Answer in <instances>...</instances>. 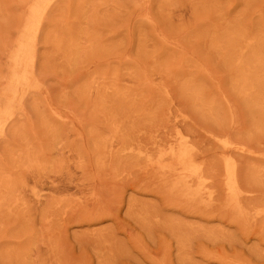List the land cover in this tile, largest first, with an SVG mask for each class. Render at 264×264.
<instances>
[{
  "label": "rangeland",
  "instance_id": "obj_1",
  "mask_svg": "<svg viewBox=\"0 0 264 264\" xmlns=\"http://www.w3.org/2000/svg\"><path fill=\"white\" fill-rule=\"evenodd\" d=\"M0 264H264V0H0Z\"/></svg>",
  "mask_w": 264,
  "mask_h": 264
},
{
  "label": "bare ground",
  "instance_id": "obj_2",
  "mask_svg": "<svg viewBox=\"0 0 264 264\" xmlns=\"http://www.w3.org/2000/svg\"><path fill=\"white\" fill-rule=\"evenodd\" d=\"M149 173H151V172H149ZM52 187V186H51ZM219 199V198H218ZM63 239V238H62ZM63 242V241H62ZM64 243V242H63Z\"/></svg>",
  "mask_w": 264,
  "mask_h": 264
}]
</instances>
